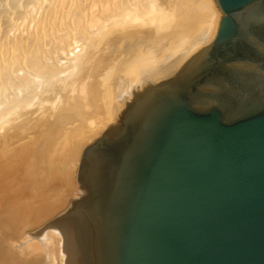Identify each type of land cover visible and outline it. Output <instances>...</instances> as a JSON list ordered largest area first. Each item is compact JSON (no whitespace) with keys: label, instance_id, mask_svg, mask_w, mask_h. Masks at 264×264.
<instances>
[{"label":"water","instance_id":"95a60500","mask_svg":"<svg viewBox=\"0 0 264 264\" xmlns=\"http://www.w3.org/2000/svg\"><path fill=\"white\" fill-rule=\"evenodd\" d=\"M113 81L115 122L38 231L67 264H264V0H180L166 49Z\"/></svg>","mask_w":264,"mask_h":264},{"label":"bare ground","instance_id":"6f19581e","mask_svg":"<svg viewBox=\"0 0 264 264\" xmlns=\"http://www.w3.org/2000/svg\"><path fill=\"white\" fill-rule=\"evenodd\" d=\"M179 15L180 0H0V264H67L60 230H26L79 193L116 68L165 50Z\"/></svg>","mask_w":264,"mask_h":264},{"label":"rangeland","instance_id":"374dc122","mask_svg":"<svg viewBox=\"0 0 264 264\" xmlns=\"http://www.w3.org/2000/svg\"><path fill=\"white\" fill-rule=\"evenodd\" d=\"M73 197V196H72ZM67 207V205L65 206V207H63V208H61L60 210H58L57 211V213L55 214V215H53L52 217H49L45 222H44V224L47 222V221H49L51 218H53L54 216H56L57 214H59V213H61L65 208ZM62 210V211H61ZM61 211V212H60ZM43 224V225H44ZM37 226V225H36ZM33 226L32 228H30V229H27L26 230V232H33V231H35V229L37 230L38 228H40L41 226H42V224L41 225H39V227L37 226ZM33 229V230H32Z\"/></svg>","mask_w":264,"mask_h":264}]
</instances>
